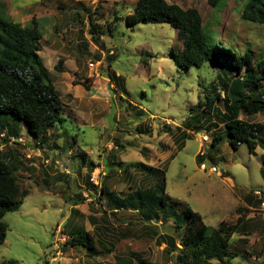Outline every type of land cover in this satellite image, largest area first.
<instances>
[{
    "label": "rangeland",
    "instance_id": "rangeland-1",
    "mask_svg": "<svg viewBox=\"0 0 264 264\" xmlns=\"http://www.w3.org/2000/svg\"><path fill=\"white\" fill-rule=\"evenodd\" d=\"M166 1L183 9H197L205 24L216 32L223 50L239 56L251 51L256 65L264 62V25L245 21L242 17L248 0H230L227 7L223 5L215 13L207 0ZM136 2L0 0V4L6 5L12 22L21 26L31 25V19L38 15L48 18L39 20L42 45L50 40L48 28L56 25L57 31L61 32L69 30L73 33L77 30L99 48L104 38V45L109 46V51H114L107 62L112 64L113 71L120 74L121 86L127 91L121 96L124 102L120 101V110L113 107L104 127H84L85 133L78 136L80 150L92 152L93 160L100 162L96 147L100 136L107 138L116 128L121 134H124L123 130H131L129 135L132 141L135 139L136 146L117 153L118 158L129 165L152 166L155 155L144 156L141 149L146 146L156 151L159 141L163 137L169 138V147L165 150L169 160L164 169L167 194L173 203H178L177 210L183 221L186 223L187 220L185 206L198 212L211 230L223 223L235 224L242 216L244 222L239 232L245 233L246 238L239 240L240 234L233 237L230 250L236 255L235 261L264 264V207L247 208L243 203V197L251 192L264 193V167L260 160L264 150L258 148L256 153H251L246 144L233 149L226 127L235 114L233 98L229 95L244 73L239 75L223 62H207L190 69L177 67L171 59L170 49H181L182 42L170 25L145 24L130 28L124 22V17L133 10ZM71 33L67 35V38L70 37L68 42H71L68 46L76 44ZM43 48L42 51L45 50ZM93 64L91 69L98 70L100 74L102 67ZM108 76L110 79L111 74ZM261 85L264 86V83L261 82ZM218 94L219 100L215 97ZM208 97L214 98L215 103L207 114ZM204 111L207 118H202ZM259 117V120H264V114ZM237 118L250 122L255 119L243 109L239 110ZM143 120H149L148 124L135 127ZM166 123L171 133L162 131ZM144 130L148 131V136L141 134ZM181 132L185 133L182 135ZM0 133L22 137L28 146L36 142L24 123L20 126L22 135L18 137L8 134L7 129ZM74 133L71 131L76 136ZM203 135L209 137L208 143H202L200 138ZM215 135H222L224 139L212 147ZM154 136L156 138L151 142L150 138ZM158 137L161 138L158 140ZM117 138L122 137L118 134ZM43 150L48 152L49 149ZM201 153L204 154L202 163L206 171L196 160ZM0 158L14 170L23 182L22 186L30 190L21 208L4 217L8 232L6 241L0 245V264H114L119 260H129L132 264H176L177 256L184 251L179 242L180 232L172 220L163 223L161 210L156 213L157 220L152 221L142 219L139 212L131 207L132 210L113 209L114 206L100 194V187L92 197L83 195L94 185L90 182L84 191L74 182L70 184V191H65L61 182L58 187H48L42 183V177L28 170L32 165L26 158V148L18 143L9 144L0 139ZM105 160L106 165L110 163L108 158ZM212 167L224 176L210 172ZM124 169L125 166L121 167V170ZM119 177L122 185L118 181L117 188L109 189L118 198H126L125 194L137 189H149L153 184L151 178L138 170L122 175L117 172L107 179L117 180ZM252 195L257 201L264 198L261 194ZM80 199H85L80 204L79 214L84 217L74 216L66 227L65 219L71 216V206ZM88 199L92 201L87 202ZM97 200L101 201V206L96 204ZM79 230L94 236L97 256L90 257L83 246L67 244L70 236ZM170 238L176 240V249L169 245Z\"/></svg>",
    "mask_w": 264,
    "mask_h": 264
},
{
    "label": "trees",
    "instance_id": "trees-1",
    "mask_svg": "<svg viewBox=\"0 0 264 264\" xmlns=\"http://www.w3.org/2000/svg\"><path fill=\"white\" fill-rule=\"evenodd\" d=\"M207 1L215 13L223 5L224 8L227 7L230 0ZM242 17L245 21L264 25V0H248ZM124 22L130 28L145 24L170 25L182 42L181 49H170L171 59L179 68L190 69L201 67L207 62H223L235 69L239 75L244 73L229 95L233 98L232 103L235 106L233 118L226 123L230 146L237 149L241 144H246L251 153L258 148L264 150V125L237 118L241 109L248 115L264 114V86L261 85V82L264 83V62L256 65L251 51L239 56L223 50L214 29L205 24L201 13L194 8L183 9L166 0H137L133 10L124 17ZM92 39L99 40L98 37ZM41 40L42 35L35 18L32 19L31 25L22 27L12 22L6 12V5L0 4V132L7 129L8 134L18 137L20 126L24 123L29 134L39 140V146L48 143L51 130L66 120L64 105L39 55ZM61 65L62 60L59 61L57 70L62 69ZM110 80L115 85H121V77L115 73L111 74ZM91 83V78H76L74 81L75 85L81 84L87 89ZM123 90L127 93L124 88ZM215 97L220 99L219 94ZM214 103L215 99L208 97L207 114ZM206 116L204 111L202 118H207ZM162 127L163 132H172L168 125ZM184 133L181 132L182 135ZM223 139L222 135H215L212 147ZM203 155L196 158L200 166L204 164ZM85 156L83 153L78 155L82 165L88 162ZM262 165L264 167V161ZM134 168L153 180L152 187L128 192L125 194L126 198H118L103 188L102 195L114 206L113 209L133 208L139 212L142 219L152 221L157 220L156 213L161 210L163 223L172 220L176 230L180 232L179 242L184 251L177 256L176 264H243L235 261L236 255L230 250L235 235L240 234L239 240L246 238L245 233L239 232L244 222L242 216H239L235 224L223 223L217 229L211 230L198 212L185 206V223L177 210L178 203H173L171 196L167 194L166 171L144 164L135 165ZM22 183L9 164L0 158V245L6 241L8 232L4 217L19 210L30 195L29 188L23 187ZM92 187L94 191L97 190L96 185ZM252 193L256 194V191L248 194L244 202L254 209L262 205L264 198L257 201ZM260 194L264 196L263 192ZM80 200L76 201L74 206L85 201ZM96 204L101 206V201L97 200ZM95 242L91 233L79 230L70 236L67 244L72 247H85L93 258L99 254ZM169 242V245L176 249V240L170 238ZM114 264L132 262L119 260Z\"/></svg>",
    "mask_w": 264,
    "mask_h": 264
},
{
    "label": "crops",
    "instance_id": "crops-1",
    "mask_svg": "<svg viewBox=\"0 0 264 264\" xmlns=\"http://www.w3.org/2000/svg\"><path fill=\"white\" fill-rule=\"evenodd\" d=\"M35 19L40 27L39 20L48 18H44V16L39 17L38 15ZM25 21L26 19H24L23 22ZM22 27H26V25L24 24ZM48 33L50 35V40L45 42L44 45H42L41 40V50L39 51V55L46 69L48 70L50 78L53 81L64 105V117L66 120L62 125L51 130L49 135L50 140L41 147V150H38V147L40 149L39 145L38 147L35 146L37 143L39 144V140L34 138V142L36 141L35 145L29 144L28 146L27 142L25 145L21 144L26 148V154L28 153L29 149L33 148L31 152L34 155H42V157L35 156L37 158H34L32 160L33 162L30 160V165L32 166L28 167V170L34 172L33 174L42 177V183L48 187H58L60 182L63 183L65 186V191H70L72 189L70 184H73V182L75 183L76 187L84 191V188L89 185L88 182H90L91 177L100 173V184L97 187L101 188L100 194L102 195L103 188L110 191L113 187H118V181L121 182L120 177L117 180L112 179L108 181L107 177L109 175H116L117 172L122 175L123 173L128 172L127 169L129 171L136 170L134 168L135 164L129 165L122 161L121 158H118L117 155V153L126 150L127 147L136 146L135 139L132 141L129 135L131 130H123L122 132L124 134H121L116 128L114 129L115 132L112 130L113 133L107 138H104L103 135L100 136V139L96 144L100 162L93 160L92 152L90 154L81 151L78 144V136L80 135L79 133H85L84 127H90L91 129H96L99 126L104 127L106 124V118L112 112L113 107L115 106L118 110H120V101L124 102L123 98L121 97L125 93L123 87L121 85L119 86L113 84L108 76L109 73H115L117 76H120V74L112 70V64H108L107 62L109 58L108 56H113L114 51H109V46L104 45V38L101 39L102 44L99 48L93 42L82 36L77 30H75L73 33H71L69 30L61 32V30L57 31L56 25H53L51 28H48ZM69 33L72 34V41L76 40V44H71L68 46V43H71L68 42L70 37L67 38ZM42 46H44L43 49H45L43 51ZM91 56H94L95 58L93 57V59ZM60 60H62V69L59 71L57 70V65L59 64ZM93 63L98 64V67H102L100 74L97 73L98 70L91 69V67L94 66ZM76 78H91L92 83L90 88L87 89L81 84L75 85L74 81ZM259 115L260 114L253 115L255 119H253L251 122L261 123L264 125V120H259ZM148 121L149 120H143L142 122L137 123L135 127H141L143 125L145 126L148 124ZM163 126L166 125L164 124ZM71 131H74L76 136L71 134ZM118 134H120L122 137L121 139L117 138ZM141 134L146 136L149 135L147 130H144ZM155 138V136L150 138L151 142H153ZM160 138L161 137H158V140ZM61 139L62 141L60 142ZM158 146L159 148L158 150L156 149V151L144 146L140 152L144 156H150L151 154L155 155V164L152 165V167L165 169V165L169 160V157L167 158L165 155V150L169 147V138L166 139L163 137L159 141ZM46 148L49 149L48 152H43V149ZM81 153L86 154L85 157L88 161L86 165H82L78 157V155ZM254 153H256V150ZM72 156L77 158L75 159ZM45 158L52 159V164L45 165L43 162ZM106 158H108L110 161V163L107 165L105 160ZM260 160L261 162L264 161V154H262ZM58 161L60 163L59 167L57 165ZM114 166L118 167L113 168ZM124 166L125 169L121 170V167L124 168ZM110 167L111 169L108 170ZM87 177L89 178L88 181ZM143 179L145 180V178ZM36 183L38 182L36 181ZM94 193L95 191L91 186V189H88L87 192H83V195L86 197H92ZM257 193L260 192L256 191V194ZM246 196L247 195H245V197ZM245 197L243 198L245 199ZM91 201L92 199L87 200V202ZM74 203L75 202H73L71 206V216L65 219L67 221L65 223L66 227L68 226L67 223H69L71 219L74 218V216L84 217L83 214L79 215L82 205L74 206ZM243 203L245 207L250 208L244 201ZM73 210H76L78 213ZM88 220H91V217H88ZM243 230L244 228L242 231Z\"/></svg>",
    "mask_w": 264,
    "mask_h": 264
},
{
    "label": "built area",
    "instance_id": "built-area-1",
    "mask_svg": "<svg viewBox=\"0 0 264 264\" xmlns=\"http://www.w3.org/2000/svg\"><path fill=\"white\" fill-rule=\"evenodd\" d=\"M0 139L6 140L9 144H14V143H16V144L18 143V144H22V145H25V144H26V141H25L22 137L16 138V137H13V136H6L5 133H1V134H0ZM200 139H201V141H202L203 144L209 142V137H208L207 135H203V136H201ZM36 145H38V143H37ZM90 154H91V152H90ZM202 154H203V153H202ZM35 156H37V157H42L41 154H36V155H34L30 150H28V153L26 154V158H27L28 160H32ZM43 162H44L45 165H51L53 161H52V159L45 158V159L43 160ZM57 165H58V167L60 166L59 161L57 162ZM200 167H201L202 170H205V171L207 170L205 164H202ZM63 170H65V169H63ZM65 171H66V170H65ZM209 171L212 172V173L217 174V175L220 176V177L224 176V175H223L221 172H219L215 167H212ZM100 176H101L100 173H98V174H96V175H93V176L91 177V179H90V182H91L92 184L98 186V185L100 184ZM257 194L260 195V193H257ZM262 206L264 207V202L262 203Z\"/></svg>",
    "mask_w": 264,
    "mask_h": 264
}]
</instances>
